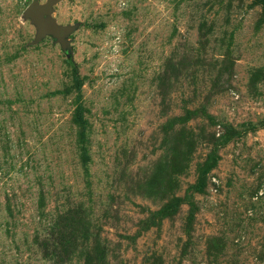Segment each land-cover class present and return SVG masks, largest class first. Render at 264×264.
<instances>
[{
    "label": "rangeland",
    "instance_id": "obj_1",
    "mask_svg": "<svg viewBox=\"0 0 264 264\" xmlns=\"http://www.w3.org/2000/svg\"><path fill=\"white\" fill-rule=\"evenodd\" d=\"M0 264H264V0H0Z\"/></svg>",
    "mask_w": 264,
    "mask_h": 264
},
{
    "label": "water",
    "instance_id": "obj_2",
    "mask_svg": "<svg viewBox=\"0 0 264 264\" xmlns=\"http://www.w3.org/2000/svg\"><path fill=\"white\" fill-rule=\"evenodd\" d=\"M52 6V1H49L46 5H40L37 1H34L27 8L26 14L38 28L37 42H40L47 35H52L65 47L67 45L66 36L71 29L60 26L55 19L50 17L53 12Z\"/></svg>",
    "mask_w": 264,
    "mask_h": 264
},
{
    "label": "trees",
    "instance_id": "obj_3",
    "mask_svg": "<svg viewBox=\"0 0 264 264\" xmlns=\"http://www.w3.org/2000/svg\"><path fill=\"white\" fill-rule=\"evenodd\" d=\"M78 80H79V79H78ZM78 80H77V82H78V84H80V81H78Z\"/></svg>",
    "mask_w": 264,
    "mask_h": 264
}]
</instances>
